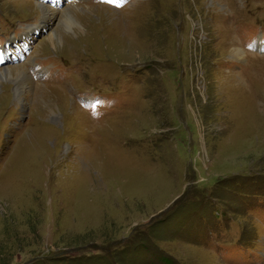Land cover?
Segmentation results:
<instances>
[{
	"label": "rangeland",
	"instance_id": "obj_1",
	"mask_svg": "<svg viewBox=\"0 0 264 264\" xmlns=\"http://www.w3.org/2000/svg\"><path fill=\"white\" fill-rule=\"evenodd\" d=\"M57 1L0 0V264H264V0Z\"/></svg>",
	"mask_w": 264,
	"mask_h": 264
},
{
	"label": "bare ground",
	"instance_id": "obj_2",
	"mask_svg": "<svg viewBox=\"0 0 264 264\" xmlns=\"http://www.w3.org/2000/svg\"><path fill=\"white\" fill-rule=\"evenodd\" d=\"M44 10V15H46V12H45V9H43ZM44 18V17H43ZM39 25V24H38ZM52 41V40H51ZM235 54H236V56H242L243 54H244V52L242 51V50H235ZM9 70V69H8ZM5 70V72H3V71H0V81H1V79H6L4 76L5 75H7V74H9L10 72H13L14 74H16V72H17V70L15 69V70ZM4 75V76H3ZM12 77H14L13 75H11ZM16 76V75H15ZM14 81V80H13ZM31 83V82H30ZM21 85V84H20ZM23 85V84H22ZM21 85V86H22ZM25 85V84H24ZM21 86L19 87V88H21Z\"/></svg>",
	"mask_w": 264,
	"mask_h": 264
},
{
	"label": "snow or ice",
	"instance_id": "obj_3",
	"mask_svg": "<svg viewBox=\"0 0 264 264\" xmlns=\"http://www.w3.org/2000/svg\"><path fill=\"white\" fill-rule=\"evenodd\" d=\"M125 2H127V0H125Z\"/></svg>",
	"mask_w": 264,
	"mask_h": 264
}]
</instances>
